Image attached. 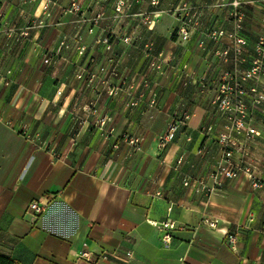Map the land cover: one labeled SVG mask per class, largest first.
<instances>
[{
    "label": "crops",
    "instance_id": "0c3cea01",
    "mask_svg": "<svg viewBox=\"0 0 264 264\" xmlns=\"http://www.w3.org/2000/svg\"><path fill=\"white\" fill-rule=\"evenodd\" d=\"M0 6V254L21 264H91L82 250L117 251L99 264H264V188L245 175L211 195L184 185L216 167L225 117L213 101L227 73L251 67L264 0ZM174 119L181 126L161 148ZM253 124L249 158L264 179V108ZM35 200L46 204L37 222L26 214ZM167 220L176 228L154 224Z\"/></svg>",
    "mask_w": 264,
    "mask_h": 264
},
{
    "label": "built area",
    "instance_id": "2783aa9c",
    "mask_svg": "<svg viewBox=\"0 0 264 264\" xmlns=\"http://www.w3.org/2000/svg\"><path fill=\"white\" fill-rule=\"evenodd\" d=\"M238 2L234 1L233 5ZM73 8L78 10L79 4L73 3ZM3 17V11L0 6V18ZM43 22L40 21L39 24ZM183 35L189 33L186 26L180 28ZM234 36V35H232ZM238 47L236 50L241 51V47L246 42L241 39H236ZM108 48L110 46L108 45ZM45 62H50V58L46 57ZM153 66L157 69L162 68V60L157 59L153 62ZM251 85L248 86V82ZM264 34L259 36L256 45V57L252 61V65L242 74L227 73L218 92L214 98V108L225 117L224 130L216 136L220 156L217 160L215 169L208 175L202 178H186L184 180L185 186H192L196 192L211 195L218 191L225 179H236L241 175H245L250 185L254 189L264 188V179H262L256 171L254 164L249 158L250 149L259 135V131L254 126L253 121L255 115L259 110L264 108ZM204 86V85H203ZM138 102L133 101L131 105H136ZM86 111L90 114H97L96 108H88ZM189 118V113L185 114L184 120ZM111 117H103L98 119L100 127H104ZM86 121V119H85ZM83 121V122H85ZM183 123V122H182ZM181 126L175 119L170 123L168 129L159 136V146L165 148L175 137L179 127ZM213 131L211 125L204 128V132L209 137ZM141 139L130 138L129 142L134 146L135 150L140 149ZM208 148L205 143L199 152H203ZM46 204L41 201H32L26 209L27 216L31 221H39L45 212ZM210 226L216 227L215 221L210 220L209 216L205 214L204 220ZM159 229H174L176 224L173 221L167 220L161 223H154ZM165 246H169L172 241L170 232H166L162 237ZM231 248L236 249L238 241L237 234L232 233L228 236ZM74 254L81 259L91 263L99 264L101 261H107L116 258L117 251L104 250L100 253H95L90 250L74 251ZM133 256V251L126 252L127 260Z\"/></svg>",
    "mask_w": 264,
    "mask_h": 264
},
{
    "label": "trees",
    "instance_id": "16d2710c",
    "mask_svg": "<svg viewBox=\"0 0 264 264\" xmlns=\"http://www.w3.org/2000/svg\"><path fill=\"white\" fill-rule=\"evenodd\" d=\"M0 264H21V263L17 262L16 260L8 256L0 254Z\"/></svg>",
    "mask_w": 264,
    "mask_h": 264
}]
</instances>
